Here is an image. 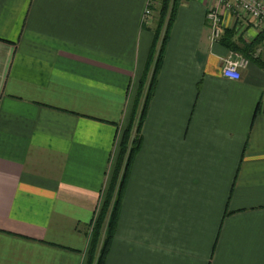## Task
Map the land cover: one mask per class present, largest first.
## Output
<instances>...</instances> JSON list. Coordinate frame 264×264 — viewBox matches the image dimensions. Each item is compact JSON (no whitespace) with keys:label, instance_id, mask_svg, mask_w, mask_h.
<instances>
[{"label":"crops","instance_id":"0c3cea01","mask_svg":"<svg viewBox=\"0 0 264 264\" xmlns=\"http://www.w3.org/2000/svg\"><path fill=\"white\" fill-rule=\"evenodd\" d=\"M151 1L0 0V264H85L120 183L104 264H264V32L223 12L213 41L212 0H181L147 97ZM243 45L260 61L225 78Z\"/></svg>","mask_w":264,"mask_h":264},{"label":"trees","instance_id":"16d2710c","mask_svg":"<svg viewBox=\"0 0 264 264\" xmlns=\"http://www.w3.org/2000/svg\"><path fill=\"white\" fill-rule=\"evenodd\" d=\"M180 1L181 0H160L159 5L154 8V11L156 10L155 12L157 15L154 26V42H153V48L151 50V55L152 52L154 51L155 45L157 43V40L161 32H163V38L161 41L160 50L156 60V66L149 82L147 97L149 96L150 91L153 88L156 67L161 59L162 49L166 41V36L170 29L176 9L179 6ZM232 50L247 57L250 61H257V62L260 61L259 57L255 58L254 48H252L251 46L243 45L242 47L232 48ZM261 65H263V63H261ZM143 83L144 82H142V85ZM136 109L137 106H134L133 116L130 119L127 127L123 131L119 141V156H118V161H117V166L115 168L114 176L112 179V184H114V182L117 179L118 170L120 168V162H122L125 155L127 154L126 165L122 177L123 180L126 172V167L140 144V131L142 127V119L145 110V103L143 104L142 110L139 113L137 120L134 119L136 114ZM121 185L122 183H120L116 200L114 201L113 206L111 207V210L108 213V216H107V209H108L109 191L108 194L106 195L102 209L95 219V222L92 227V234L90 235L85 264H104L105 258L107 256L113 238V229L117 217V204L120 195Z\"/></svg>","mask_w":264,"mask_h":264},{"label":"built area","instance_id":"2783aa9c","mask_svg":"<svg viewBox=\"0 0 264 264\" xmlns=\"http://www.w3.org/2000/svg\"><path fill=\"white\" fill-rule=\"evenodd\" d=\"M153 1L149 0L143 12V19L152 15ZM231 13L235 20L246 18L252 20L260 32H264V1L262 0H212L207 10L205 21L210 30L211 40L220 39L222 27V13ZM249 64V60L238 52H231L222 61V75L229 79H238L239 71ZM96 219V218H95ZM95 221H93L94 223Z\"/></svg>","mask_w":264,"mask_h":264},{"label":"rangeland","instance_id":"374dc122","mask_svg":"<svg viewBox=\"0 0 264 264\" xmlns=\"http://www.w3.org/2000/svg\"><path fill=\"white\" fill-rule=\"evenodd\" d=\"M156 1H157L158 5H159V1H160V0H156ZM262 1H264V0H262ZM158 5H157V6H158ZM155 11H156V10H155ZM228 14H229V13H228ZM156 15H157V14H156V12H155V15H153V18H154ZM153 18H152V19H153ZM233 19H235V17H233ZM153 20H154V19H153ZM154 22H155V21H154ZM221 31H222V27H221ZM244 57H245V56H244ZM246 58H247V57H246ZM119 141H120V140H118V143H119ZM118 143H117L116 151L119 150V144H118ZM98 212H100V211H98ZM91 234H92V228H91V232H90L89 235H91ZM85 261H86V260H85Z\"/></svg>","mask_w":264,"mask_h":264}]
</instances>
